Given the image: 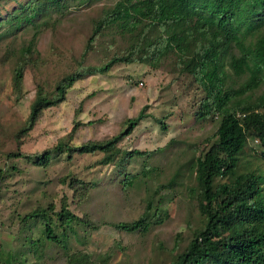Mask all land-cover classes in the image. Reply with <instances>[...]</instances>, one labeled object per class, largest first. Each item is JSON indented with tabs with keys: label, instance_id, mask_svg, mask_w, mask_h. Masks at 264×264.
Wrapping results in <instances>:
<instances>
[{
	"label": "rangeland",
	"instance_id": "obj_1",
	"mask_svg": "<svg viewBox=\"0 0 264 264\" xmlns=\"http://www.w3.org/2000/svg\"><path fill=\"white\" fill-rule=\"evenodd\" d=\"M24 1L2 0L0 16ZM116 1L70 0L62 14L53 13L38 34L41 61L26 67L19 96L12 85V62L2 57L6 41L0 47V264H21L22 253L27 258L22 264H65V251L87 252L97 264H169L201 225L195 193L198 161L216 131L217 118L198 117L201 90L169 60L158 67L117 63L104 74L85 76L61 103L44 109L22 138L21 152L29 155L54 146L79 122L73 144L109 139L124 129L128 118L146 108L147 117L118 143L124 150L146 152L130 160L123 172L103 164L101 152L71 158L63 153L45 167L6 157L16 151L15 133L28 118L39 84L51 91L64 75L84 68L80 66L99 65L123 51L118 36L106 35L82 57L94 20ZM32 32L22 29L10 40L19 45ZM255 93L264 94V82ZM88 121L92 123L85 124ZM262 150L258 140L248 139L239 170H256L264 176ZM124 172L133 175L131 184H125ZM70 176L94 187L81 197L73 196L63 182ZM61 199L81 220L65 230L67 249L48 244L39 257L34 256L24 243L40 236L42 225L38 220L24 224L21 217L49 202L57 211ZM149 200L153 208L148 211ZM144 213L150 221L146 232L116 228ZM61 231L55 228L56 233Z\"/></svg>",
	"mask_w": 264,
	"mask_h": 264
},
{
	"label": "trees",
	"instance_id": "obj_2",
	"mask_svg": "<svg viewBox=\"0 0 264 264\" xmlns=\"http://www.w3.org/2000/svg\"><path fill=\"white\" fill-rule=\"evenodd\" d=\"M69 1L26 0L0 16V47L6 41L2 57L12 62V85L18 96L26 67L41 61L37 48L41 28L53 13L62 14ZM22 29L33 32L16 45L10 38L17 37ZM106 35L118 36L125 45L123 51L99 65L80 66L84 68L64 75L51 91L39 84L28 118L15 133L16 151L6 157L25 158L45 167L63 153L71 158L74 154L101 152L103 164H113L123 172L130 160L146 152L118 146L147 117L146 108L128 118L124 129L109 139L73 144L79 122L54 146L29 155L21 152L22 138L44 109L61 103L73 84L85 76L104 74L117 63L158 67L169 60L173 69L190 76L201 90L198 117L217 118L216 131L198 161L200 176L195 193L201 225L169 264H264V176L256 170H239L240 155L250 138L258 140L264 159V94L255 93L264 82V0H117L94 20L82 57L97 48ZM159 122L164 129L163 121ZM132 178L124 172L125 184H131ZM63 182L77 197L94 187L72 176ZM60 201L57 211L49 202L21 217L24 224L38 220L42 225L40 236L24 243L34 256L39 257L48 244L67 249L65 230L81 220L63 199ZM152 208L149 200L146 210ZM149 224L144 213L116 228L146 232ZM56 227L62 229L60 234L55 232ZM65 253V264H97L87 252ZM19 257V263L27 261L23 253Z\"/></svg>",
	"mask_w": 264,
	"mask_h": 264
}]
</instances>
